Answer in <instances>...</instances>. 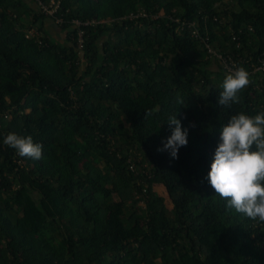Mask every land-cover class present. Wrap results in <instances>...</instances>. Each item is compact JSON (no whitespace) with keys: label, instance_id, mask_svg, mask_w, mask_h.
Here are the masks:
<instances>
[{"label":"trees","instance_id":"1","mask_svg":"<svg viewBox=\"0 0 264 264\" xmlns=\"http://www.w3.org/2000/svg\"><path fill=\"white\" fill-rule=\"evenodd\" d=\"M54 1L0 0V264H264V223L206 179L221 126L264 111V0ZM230 66L251 83L224 107Z\"/></svg>","mask_w":264,"mask_h":264},{"label":"clouds","instance_id":"2","mask_svg":"<svg viewBox=\"0 0 264 264\" xmlns=\"http://www.w3.org/2000/svg\"><path fill=\"white\" fill-rule=\"evenodd\" d=\"M250 83V74L244 67L227 73L221 84L218 104L231 107L239 103V93ZM150 114L145 113V117ZM167 123L171 135L162 141L163 148L157 150L168 151L172 159H178L179 148L188 143V129L182 127L176 114L170 116ZM219 132L207 182L215 195L226 200L228 211L235 210L264 223V111L254 116L243 112L232 115ZM3 143L15 149L22 158H42V145L35 143L31 136L9 133Z\"/></svg>","mask_w":264,"mask_h":264},{"label":"rangeland","instance_id":"3","mask_svg":"<svg viewBox=\"0 0 264 264\" xmlns=\"http://www.w3.org/2000/svg\"><path fill=\"white\" fill-rule=\"evenodd\" d=\"M53 1V0H52ZM51 2V1H50ZM35 7H37V8H40L37 4H35L34 5ZM106 21H107V23H108V25H109V20L108 19H106ZM56 22V20L55 21H52L51 19H49L48 21H47V23H46V25H47V27H49L50 29H51V33L52 34H56V29H54V26H53V24L52 23H55ZM211 67L212 68H215L216 67V65L213 63L212 65H211ZM155 186V188L161 193V194H163L166 198H168V195H167V191L165 190V187L162 185V184H156V185H154Z\"/></svg>","mask_w":264,"mask_h":264},{"label":"built area","instance_id":"4","mask_svg":"<svg viewBox=\"0 0 264 264\" xmlns=\"http://www.w3.org/2000/svg\"><path fill=\"white\" fill-rule=\"evenodd\" d=\"M36 1H37V4H38L39 6H41L43 9L47 10L48 12H53V11H54V8H52V7H48L47 5L43 4V3L41 2V0H36ZM50 1H51V3H54L53 7L57 5V2H55L54 0H53V1L50 0ZM59 19H60V17L57 18V20H59ZM75 22H76L77 24L80 23V21L77 20V19H75ZM80 40H81V39H80ZM261 66L264 68V64L261 65ZM257 68H259L258 65L255 67V69H257ZM229 69H230L231 71H234V70H235V67L230 66Z\"/></svg>","mask_w":264,"mask_h":264}]
</instances>
